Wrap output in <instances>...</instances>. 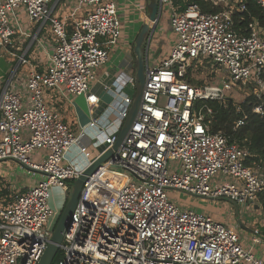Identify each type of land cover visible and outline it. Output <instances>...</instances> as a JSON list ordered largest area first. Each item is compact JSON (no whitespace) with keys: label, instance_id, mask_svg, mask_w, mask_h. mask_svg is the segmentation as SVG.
<instances>
[{"label":"built area","instance_id":"built-area-1","mask_svg":"<svg viewBox=\"0 0 264 264\" xmlns=\"http://www.w3.org/2000/svg\"><path fill=\"white\" fill-rule=\"evenodd\" d=\"M158 1L160 18L165 6L169 10L174 42L157 62H149L147 51L139 111L119 149L84 181L55 264H264L253 245L240 240L237 226L168 196L177 191L227 198L257 209L264 173L245 163L247 148L231 141L230 134L211 133L205 118L213 112L208 101L238 105L234 93L264 94V27L252 19L247 34L234 30L233 14L245 10L239 0H209L222 6L217 12L203 11L196 2L178 10L171 0ZM256 1L264 8V0ZM65 3L72 5L70 17L83 9L71 29L55 14ZM22 15L35 31L10 76L27 63L26 53L41 32L50 31L53 48L46 65L27 75L24 92L0 78V161H16L35 180L11 201L0 202V264H38L61 210L50 204L51 189L59 187L68 197L73 180L115 143L134 97L124 88L135 87L131 61L109 85L102 84L110 101L100 113L90 111L88 124L103 146L91 159L55 97L45 100L44 94L55 90L65 99L84 96L89 109L100 102L92 87L102 83L97 71L123 34L118 4L0 0V47H14L15 35L26 34ZM252 111L264 115V103ZM245 117L236 120L234 129ZM94 184L107 194L98 188L89 192ZM253 233L259 234L257 227ZM252 241L260 238L254 235Z\"/></svg>","mask_w":264,"mask_h":264},{"label":"rangeland","instance_id":"rangeland-1","mask_svg":"<svg viewBox=\"0 0 264 264\" xmlns=\"http://www.w3.org/2000/svg\"><path fill=\"white\" fill-rule=\"evenodd\" d=\"M147 1L148 0L143 1L146 14L149 11L148 8L145 6ZM231 2L232 0H228L229 4H231ZM132 4H134V2L131 3V6ZM141 4L142 1L140 2V0H137L136 3L133 5V7H130L132 9L130 14L131 15L134 14L137 17L136 15L137 12L135 11V8L136 7L138 8V6H140ZM172 5L175 9L178 8L177 6L174 5L173 2ZM163 13L161 14V18H160V21L162 20V22L159 23L160 25L157 24L158 26L156 31V34L160 35L158 38L159 41L155 43L154 40H152L148 48V58H149V62L151 63L159 61V59L161 58V54L168 52V50L171 48L173 44L172 43L174 40L173 37H175L172 31L169 29V22H168L169 10L167 6L164 7ZM119 17L120 20L122 21L123 19L120 13H119ZM135 26L137 25H134L130 19L126 21V26L124 28L125 32L127 33V35H125L126 39H124L123 41L124 43L121 44V46L116 50L113 57L111 56V60H110L111 63L107 62L106 66L108 65L110 67V65L113 63L118 65V63L123 59L127 45L131 47L134 36L138 30V27H136L137 29H134ZM24 40L25 42H20V46L21 47L23 46L21 50L15 49L14 47H5V46L0 47V73H3L5 70L9 71L10 68L11 69L13 68L11 66L17 64V55L22 53V50L24 49L26 43L29 41L28 38L27 39L25 38ZM35 45L36 44L32 46V49L28 52V54H31L32 50L33 51L36 50ZM129 52H130L129 55H131V49H129ZM27 71H28L27 64L21 63L18 68L16 78L14 79V83L19 84V80H20L19 78H22L27 73ZM119 72L120 70L118 69L115 71V74L117 75ZM131 72L132 71H130L129 73ZM192 75L194 77L196 76L198 80L204 78V74H202L201 72L200 73L192 72ZM205 82H207V80ZM22 83H24V80ZM124 91L125 93H129L132 95L135 92V88L132 87L131 85H127L124 88ZM22 92L24 91L22 90ZM245 96L246 95L243 93L240 94L234 93V102L237 103L240 102L241 100H243ZM50 97H55V101L58 103V105L61 106V108L65 112L69 111L70 109L69 103H67V100L61 94L56 93L55 90H50L44 94V99L46 100L47 98ZM68 98L72 99L73 95L68 94ZM56 107L62 112V109H60L57 105ZM102 147H103L102 145L97 147L95 145L93 146L88 145L86 149L89 153V157L91 159L94 158L97 152H99L102 149ZM21 171H22L21 173H23L22 169ZM2 172L3 173L5 172L3 177L5 178L6 182L3 180V186H5V188L7 189V192L6 194H3L2 196L3 201L0 202H2V204H5L11 201L14 198V196L18 193V190L15 187L16 183H14V181L18 179L22 174L19 171V164L14 160L0 161V174H3ZM11 183L12 186L10 187ZM50 193H51L50 204L53 205L57 210L59 208H62L67 198L66 193L59 187H53ZM168 196L179 205L190 204L191 207H195L193 209L195 211H201L199 210L200 208L198 209V207L201 205H209V207H211L215 212L221 215V217L223 218L222 222H224L225 224H227L232 228L237 226L236 231L243 244H245L246 246L253 245V248L256 251H258L261 254V256L264 258V214L261 209L258 208L254 209L253 207L248 206V204L236 205L233 201L227 198H218V199L202 198L194 195H189L185 192L168 191ZM238 219H240L241 223L248 229H245L241 225H238L237 223ZM254 227H257V229L259 230V234L253 233ZM254 235H257L260 238V241L258 243L252 241V237Z\"/></svg>","mask_w":264,"mask_h":264},{"label":"crops","instance_id":"crops-1","mask_svg":"<svg viewBox=\"0 0 264 264\" xmlns=\"http://www.w3.org/2000/svg\"><path fill=\"white\" fill-rule=\"evenodd\" d=\"M115 1L118 4L119 13L121 14L122 19H123L122 20L123 34H122V37L120 38V40L117 43H114L113 46H111L110 59L108 62H110L111 56L113 57L116 50L121 46V44L124 43L123 42L124 39H126L125 35H127V33L124 30V28L126 26V21L130 19L134 25H137L134 27V29H137L136 27H138V29H139L141 24L143 23V21L146 18V11H145L144 2H143L145 0H140V2L142 1V4L140 6H138V8L137 7L135 8V11L137 12L136 13L137 17L134 14L133 15L130 14V12L132 10L130 7H133V5L136 3L137 0H135V1L134 0H115ZM234 1H236V0H234ZM132 2H134V4H132V6H131ZM72 10H73L72 5H70L69 3L61 4L55 9V14L57 16L62 17V18L64 17L66 19L67 26L69 29H71V26L73 25L74 21L78 20L83 14V9H81V11L76 12L75 16L70 17L69 14ZM21 19H22V23L26 29L25 30L26 34L23 35V34L17 33L15 35V46L14 47H15V49H18V50H21V48H23V46L22 47L20 46V42H25V40H24L25 38L26 39L28 38V40L30 41L31 35L35 31L34 24L31 23L25 16L22 15ZM160 22H162V20L159 21V23ZM159 23H158V25H160ZM157 26H156L155 33H154L153 38H152V40H154L155 43L159 41L158 38L160 36V35L156 34ZM49 32L50 31L48 29L41 32L37 36V39L32 43L28 52L32 49V46L34 44H36L35 45L36 50L35 51L32 50L31 54H28V52L26 53L27 63H25V64H27V66H28V71L22 78H19L20 79L19 84L14 83V79L16 78L17 72H16L14 77H12V75L10 76L11 72L13 71V68L16 65L11 66V67H13L12 69L10 68L11 70L10 69H9V71L5 70L3 73H0V78L2 79L4 77V79L8 78L9 80H12L13 87H15V89H17V90H22L23 84H24L22 82H23V80L25 81L29 72L33 69L41 70L46 65L45 63H46L47 53L49 54L50 52H52V48H53L52 37H51V33H49ZM173 42H174V40H173ZM129 49H131V47L127 45V48L125 49V55H124L123 59L118 63V65L113 63L109 67L108 65L106 66V64H107L106 63L103 67L98 69V71H97L98 79L102 83H99V82L94 83V85L92 87V91L95 92L100 97V102L97 105H95L89 109V106L87 105L84 96H73L72 99H69L67 97L66 100L70 106V109L68 112H65L61 108L60 105H57L60 109H62L63 113L61 112V114L64 117V120L72 126V128L75 130L76 134L78 135L77 143L80 146H83L86 148L88 145H92V146L95 145L96 147L99 146L95 142V139H94V134L96 133V128L94 126H91L88 124L89 117H90V111L92 110L95 112V114H98L105 108L106 104L109 103L110 97L106 93V90L103 88V85L104 84L109 85L112 82V80L116 76V74H115L116 70H118V69L124 70V69H126L129 61L133 62L134 57H133L132 52H131L132 56L129 55L130 54ZM168 52H169V50H168ZM168 52L162 53L161 58L165 57L168 54ZM17 71H18V69H17ZM103 71H106L108 75L104 76V74H102ZM101 74H102V76H101ZM37 156H38V154L34 155V157H37ZM19 171H20V173L22 172L20 167H19ZM4 173L0 174V177H2V179L5 181V178L3 177ZM21 174L22 175H20V177L15 180L16 182L14 181V183H16L15 187L18 190V192L23 191L26 187L34 184V182H35L34 178L30 177L29 175H26L25 172H23ZM7 184H9V183H7ZM11 186H12V183L10 184V187ZM52 204H53V201H52ZM182 206L190 208V209L195 208V207H191L190 204H183ZM198 209L201 210L198 212L207 213L211 217H213L214 219L219 220L221 222L223 221V218L221 217V215H219L217 212H215L211 207H209V205H201L198 207ZM236 211H237V208H236Z\"/></svg>","mask_w":264,"mask_h":264},{"label":"trees","instance_id":"trees-1","mask_svg":"<svg viewBox=\"0 0 264 264\" xmlns=\"http://www.w3.org/2000/svg\"><path fill=\"white\" fill-rule=\"evenodd\" d=\"M239 1L244 3L245 10L233 14L234 30L240 34H247L249 32L248 23L252 19H256L264 27V8L256 0ZM171 2L178 7V10L192 2L198 3L203 11L217 12L222 9V6L214 5L209 0H171ZM262 102L264 103V94L260 98L254 94L246 95L238 105H233L231 100L227 101L226 105L208 101L207 105L213 109V112L210 116H206L205 122L211 133L223 131L231 135V141L236 140L240 145L245 146L249 152L245 163L264 173V115L252 111L254 106ZM237 107H239V111ZM244 115L246 117L243 124L234 129L236 120ZM6 192L7 189L3 186V179L0 177V198ZM259 206L264 214V191L259 194ZM60 258L61 253L58 251L52 264H55Z\"/></svg>","mask_w":264,"mask_h":264},{"label":"water","instance_id":"water-1","mask_svg":"<svg viewBox=\"0 0 264 264\" xmlns=\"http://www.w3.org/2000/svg\"><path fill=\"white\" fill-rule=\"evenodd\" d=\"M145 6L149 11L146 14L145 20L136 32L131 45V52L134 57L133 76L135 92L129 113L118 132L115 143L111 147H108L102 151L100 155L95 157L91 163L81 171L79 176L73 180L69 195L65 200L64 205L61 208L54 224L50 241L47 244V247L38 264H52L53 259L59 250V245L62 241L63 234L70 224L71 215L79 198L84 181L86 180L87 176L93 173L97 167L102 165L104 161L113 154L114 151L119 149L127 132L133 124L134 118L139 111L145 82V60L147 51L155 33L156 26L160 20V4L158 0H148ZM258 207L260 206L256 205V208ZM237 223L245 229H248L241 223L240 219L237 220Z\"/></svg>","mask_w":264,"mask_h":264},{"label":"bare ground","instance_id":"bare-ground-1","mask_svg":"<svg viewBox=\"0 0 264 264\" xmlns=\"http://www.w3.org/2000/svg\"><path fill=\"white\" fill-rule=\"evenodd\" d=\"M94 188H98V189H100L101 190V192H102V194H107V191H105L104 189H101L98 185H96V184H94V185H92L91 187H90V189H89V192L92 190V189H94Z\"/></svg>","mask_w":264,"mask_h":264}]
</instances>
